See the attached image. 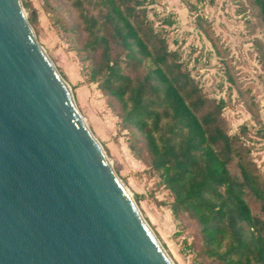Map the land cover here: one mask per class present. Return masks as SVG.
<instances>
[{
	"label": "trees",
	"instance_id": "obj_1",
	"mask_svg": "<svg viewBox=\"0 0 264 264\" xmlns=\"http://www.w3.org/2000/svg\"><path fill=\"white\" fill-rule=\"evenodd\" d=\"M67 1L78 23L65 30L91 62L88 81L118 103L129 148L169 192L175 220L194 224L198 261L264 264V177L230 135L223 102L205 97L154 28L148 0ZM252 3L264 28V0Z\"/></svg>",
	"mask_w": 264,
	"mask_h": 264
},
{
	"label": "water",
	"instance_id": "obj_2",
	"mask_svg": "<svg viewBox=\"0 0 264 264\" xmlns=\"http://www.w3.org/2000/svg\"><path fill=\"white\" fill-rule=\"evenodd\" d=\"M38 42L0 0V264H174Z\"/></svg>",
	"mask_w": 264,
	"mask_h": 264
},
{
	"label": "rangeland",
	"instance_id": "obj_3",
	"mask_svg": "<svg viewBox=\"0 0 264 264\" xmlns=\"http://www.w3.org/2000/svg\"><path fill=\"white\" fill-rule=\"evenodd\" d=\"M21 3L38 42L69 84L85 123L165 253L174 264L198 261L194 224L175 220L169 192L129 148L130 134L120 126L118 103L88 81L91 62L77 50L79 37L65 30L78 23L71 4ZM146 9L205 97L223 102L230 135L242 139L264 177V28L252 0H148Z\"/></svg>",
	"mask_w": 264,
	"mask_h": 264
},
{
	"label": "bare ground",
	"instance_id": "obj_4",
	"mask_svg": "<svg viewBox=\"0 0 264 264\" xmlns=\"http://www.w3.org/2000/svg\"><path fill=\"white\" fill-rule=\"evenodd\" d=\"M84 121H85V119H84ZM105 160H106V162L109 164V165H111L112 166V162H111V160L108 158V156L106 155V158H105ZM123 183V182H122ZM124 188H125V190L128 192V194L130 195V192H129V190L127 189V187L124 185Z\"/></svg>",
	"mask_w": 264,
	"mask_h": 264
},
{
	"label": "built area",
	"instance_id": "obj_5",
	"mask_svg": "<svg viewBox=\"0 0 264 264\" xmlns=\"http://www.w3.org/2000/svg\"><path fill=\"white\" fill-rule=\"evenodd\" d=\"M193 264H200L198 261L193 262Z\"/></svg>",
	"mask_w": 264,
	"mask_h": 264
}]
</instances>
